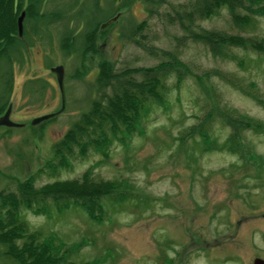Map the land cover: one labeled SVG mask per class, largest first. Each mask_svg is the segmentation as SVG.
Masks as SVG:
<instances>
[{"label": "rangeland", "instance_id": "1", "mask_svg": "<svg viewBox=\"0 0 264 264\" xmlns=\"http://www.w3.org/2000/svg\"><path fill=\"white\" fill-rule=\"evenodd\" d=\"M191 1L148 5L146 0H44L40 11L48 15L62 4H68L69 10L74 2L77 19L70 13L50 26L43 19L25 20L22 43L28 51L22 46L24 52L12 58V66L9 60L0 63V103L7 97L13 69L11 120L23 125L0 126V194L15 191L19 183L34 177L40 187L56 180H79L89 170L95 182L127 181L129 197L137 194L125 201L124 188L107 195L104 201L111 216L103 222L93 221L71 202L62 210L49 202L48 213L22 210L32 230L44 237L54 232L67 244L65 248L85 240L84 248L71 256L74 264L95 260L99 264H253L257 257L264 259V55L228 47L227 56L216 57L179 23L169 21ZM205 17L196 21L192 34H211L216 47L223 46L218 41L235 35L264 38V15L257 17L256 28L237 27L224 5ZM102 18L114 22L103 37L96 38L97 51L83 53L86 32ZM93 19L90 26L87 20ZM65 36L67 43L76 45L72 53L62 48ZM151 47L176 52L188 66L179 85L177 77L168 80L169 109L156 106L145 120V133L136 135L127 147L116 141L109 158L91 151L86 158L74 159L69 168L47 170L54 145L88 113L98 96L95 82L100 71L104 67L116 73L153 70L162 59L149 54ZM59 65L66 71V109L34 128V118L61 109V90L51 71ZM31 79L41 80L28 83ZM225 112L246 122L235 148L228 144L233 131L222 118ZM209 137L211 144L206 141ZM246 151L263 163L261 171L252 166ZM3 251L0 244V264H14Z\"/></svg>", "mask_w": 264, "mask_h": 264}, {"label": "trees", "instance_id": "2", "mask_svg": "<svg viewBox=\"0 0 264 264\" xmlns=\"http://www.w3.org/2000/svg\"><path fill=\"white\" fill-rule=\"evenodd\" d=\"M43 2L44 0H0V63L9 60L12 66V58L21 51L22 40L19 36L18 19L22 12L26 11L27 19L37 21L43 19L46 24L68 18L60 9L51 15L41 12ZM146 2L148 5H158L162 0L158 4L156 0H146ZM221 5L230 9L233 23L240 28L244 26L256 28L254 24L257 17L264 15V0H192L191 3L183 5L182 10L175 11L174 15L168 18L172 24L179 23L191 38H197L209 46L216 57L227 56L228 47H244L246 50L257 51L264 55V38L259 41L256 38L254 40V38L235 35L218 41L217 44L223 46L216 47L213 41L217 40L211 34L199 33L198 37L192 34L196 21L216 13ZM150 12L153 14L155 10L152 9ZM105 19L98 20L86 32L82 44L83 53L90 50L97 51L96 38H99L100 32L108 30L102 31L99 27ZM94 20H87V23L91 26ZM139 28L143 30L144 25ZM134 37V35L129 36V38ZM67 40H69L68 36L63 37L62 48L72 53L76 45L73 42L67 43ZM147 51L151 56L162 59L161 63L152 68L153 70L137 68L136 73L133 74L128 69H123L116 73L113 69L104 67L100 71L95 82L98 96L93 99L88 113L83 114L68 133L54 145V158L47 164V170L58 172L60 168H69L74 159L86 158L91 151L108 158L116 141L126 144L135 135L144 133V122L151 111L156 106L164 107L168 103L170 90L168 80L177 77V83L180 84L188 73V66L180 60L176 52L155 47L148 48ZM9 71L8 93L3 103H0V116L9 106L10 94L13 90V71L12 69ZM219 77L227 79V76L223 77L220 74ZM33 81L31 79L29 83ZM228 82L233 83L229 78ZM229 115L231 114L225 112L222 118L233 131L228 144L235 148L234 143L240 138V132L246 126V122L241 117L231 118ZM119 133H122V136ZM206 141L212 143L210 137ZM91 176L89 171L79 180H56L40 187L36 186V177H34L33 181L27 179L19 183L15 191H3L0 194V244L4 250L3 254L14 259V264H74L71 256L82 247V244L65 248L66 245L57 237L50 235L44 237L40 231L30 228L22 217V210L26 207L37 214L48 213L49 202L55 203L60 210L69 206L71 202L82 207L94 221L103 222L107 217L104 198L117 189L124 188L121 198L127 199L129 183L95 182L96 180ZM41 203L42 206H39ZM81 264H99V262Z\"/></svg>", "mask_w": 264, "mask_h": 264}, {"label": "water", "instance_id": "3", "mask_svg": "<svg viewBox=\"0 0 264 264\" xmlns=\"http://www.w3.org/2000/svg\"><path fill=\"white\" fill-rule=\"evenodd\" d=\"M24 18H25V13H23L22 16L19 18L20 34H22V32H23V21H24ZM52 71L57 74L58 82H59L60 89H61V92H62V100H63L62 108L58 112H56L54 114H48V115H44V116L35 118L32 121L33 125H37V124H39V123H41V122H43L45 120H48V119H50L52 117H55L56 115L61 114L66 108V91H65V83H64V80H65V68H64L63 65H60V66H57V67L53 68ZM11 111H12V108L10 107L7 110V112L5 113V115L0 118V126H8V127L21 126L20 124H17V123L13 122L10 119ZM254 264H264V260L261 259V258H256L255 261H254Z\"/></svg>", "mask_w": 264, "mask_h": 264}, {"label": "flooded vegetation", "instance_id": "4", "mask_svg": "<svg viewBox=\"0 0 264 264\" xmlns=\"http://www.w3.org/2000/svg\"><path fill=\"white\" fill-rule=\"evenodd\" d=\"M26 33H27V31H26Z\"/></svg>", "mask_w": 264, "mask_h": 264}]
</instances>
